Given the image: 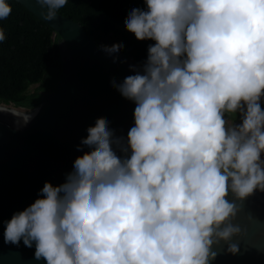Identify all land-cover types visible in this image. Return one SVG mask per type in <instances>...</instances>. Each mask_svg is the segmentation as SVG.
Wrapping results in <instances>:
<instances>
[{"label":"clouds","instance_id":"clouds-1","mask_svg":"<svg viewBox=\"0 0 264 264\" xmlns=\"http://www.w3.org/2000/svg\"><path fill=\"white\" fill-rule=\"evenodd\" d=\"M35 2L54 21L68 0ZM144 3L125 29L155 43L114 85L135 104L121 155L97 118L65 182L5 223L4 242L34 243L46 264H210L246 230L240 202L264 191V0ZM11 11L0 0V20Z\"/></svg>","mask_w":264,"mask_h":264},{"label":"water","instance_id":"water-1","mask_svg":"<svg viewBox=\"0 0 264 264\" xmlns=\"http://www.w3.org/2000/svg\"><path fill=\"white\" fill-rule=\"evenodd\" d=\"M15 1L59 35L63 76L25 113L30 115L0 109V264H46L43 258L35 259L34 243H5V223L40 197L45 182H65L76 157L89 151L81 141L97 118L108 121L114 138H123L119 146L113 145L121 155L119 148L134 126L135 104L114 85L140 65L129 54L132 47L109 53L73 19L57 12L54 21H44L35 0ZM240 204L246 230L228 243L214 245L216 256L210 264H264V191H255ZM229 243L237 245L236 253L228 251Z\"/></svg>","mask_w":264,"mask_h":264},{"label":"trees","instance_id":"trees-1","mask_svg":"<svg viewBox=\"0 0 264 264\" xmlns=\"http://www.w3.org/2000/svg\"><path fill=\"white\" fill-rule=\"evenodd\" d=\"M6 2L12 11L0 20L5 33L0 42V104L29 110L63 76L60 37L19 2ZM134 8L145 9L144 0H68L57 12L80 23L98 48L112 44L123 45L122 50L132 47L129 54L142 66L149 45L155 42L138 41L125 29V20Z\"/></svg>","mask_w":264,"mask_h":264},{"label":"rangeland","instance_id":"rangeland-1","mask_svg":"<svg viewBox=\"0 0 264 264\" xmlns=\"http://www.w3.org/2000/svg\"><path fill=\"white\" fill-rule=\"evenodd\" d=\"M263 104H264V102H263ZM13 109H16V110H18V111H21V112H23V113H28L29 112V110H26V109H23V108H20V109H18V108H14V107H12ZM262 108H264V106H262ZM228 119H229V121L231 122L232 121V119H233V117L231 116V115H229L228 116ZM235 123H239V119L237 118L235 121H234Z\"/></svg>","mask_w":264,"mask_h":264},{"label":"bare ground","instance_id":"bare-ground-1","mask_svg":"<svg viewBox=\"0 0 264 264\" xmlns=\"http://www.w3.org/2000/svg\"><path fill=\"white\" fill-rule=\"evenodd\" d=\"M0 109L12 110V111H15V112L20 113V114H23V115H30V114H25V113H23L21 111H18L16 109H13L12 107L5 106V105H2V104L0 105Z\"/></svg>","mask_w":264,"mask_h":264},{"label":"crops","instance_id":"crops-1","mask_svg":"<svg viewBox=\"0 0 264 264\" xmlns=\"http://www.w3.org/2000/svg\"><path fill=\"white\" fill-rule=\"evenodd\" d=\"M261 106H264V104L262 103V105Z\"/></svg>","mask_w":264,"mask_h":264}]
</instances>
